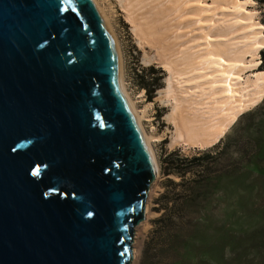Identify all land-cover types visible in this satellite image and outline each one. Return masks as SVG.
<instances>
[{"label": "water", "instance_id": "water-1", "mask_svg": "<svg viewBox=\"0 0 264 264\" xmlns=\"http://www.w3.org/2000/svg\"><path fill=\"white\" fill-rule=\"evenodd\" d=\"M155 180L94 2L0 0V264H131Z\"/></svg>", "mask_w": 264, "mask_h": 264}, {"label": "rangeland", "instance_id": "rangeland-1", "mask_svg": "<svg viewBox=\"0 0 264 264\" xmlns=\"http://www.w3.org/2000/svg\"><path fill=\"white\" fill-rule=\"evenodd\" d=\"M97 2L118 37L125 87L151 137L158 167L146 200L151 212L148 225L139 228L145 215L135 226L140 252L131 264H264V99L245 109L214 139L184 144L179 141L177 125L167 118L174 101L162 97L169 73L156 58L155 49L140 45L120 0ZM252 7L257 9L264 35V4L255 0ZM263 51L264 46L257 56L258 65L247 69L244 76L254 78L264 70ZM212 146L218 152L216 158L185 164L189 170H201L198 163L207 166L199 177L187 173L198 178L194 190L186 182L174 186L169 181L178 182L180 177L167 174L163 162L167 154L179 150L190 158ZM173 188L180 193L174 209L179 216L168 209L163 213L167 204L174 207L167 200Z\"/></svg>", "mask_w": 264, "mask_h": 264}, {"label": "bare ground", "instance_id": "bare-ground-1", "mask_svg": "<svg viewBox=\"0 0 264 264\" xmlns=\"http://www.w3.org/2000/svg\"><path fill=\"white\" fill-rule=\"evenodd\" d=\"M92 1L118 43L122 84L153 156L157 177L151 137L125 87L118 37L97 0ZM120 2L140 45L154 48L156 58L169 73L162 97L174 101L167 118L177 125L179 141L199 145L214 139L240 113L264 99V70L254 78L244 76L247 69L258 65L257 56L264 46L263 26L256 19L257 9L252 7L254 0ZM145 215L140 229L146 228L151 215L147 205ZM137 236L132 246L133 260L140 252Z\"/></svg>", "mask_w": 264, "mask_h": 264}, {"label": "trees", "instance_id": "trees-1", "mask_svg": "<svg viewBox=\"0 0 264 264\" xmlns=\"http://www.w3.org/2000/svg\"><path fill=\"white\" fill-rule=\"evenodd\" d=\"M257 1L264 4V0H257ZM263 55H264V51H263ZM150 69H152V67H150ZM215 146H212V147L204 149V150H198V151L194 152V155L190 158L187 155H182L179 150H175V151L167 154L165 156V158L163 159V162L166 163L165 169L167 171V174L173 173V174L180 177V181H178V182L175 180H172L171 178H169V181L174 186H179V185L184 184L186 182V183H188L189 189L194 190L196 187V182H198V178H195V177L190 178L189 176H187V173L189 171H192V174H195L196 176L199 177L201 175L202 171L205 172L204 170L207 169V166H204L203 164L198 163L197 164L198 166H203V168L201 170H195V168L193 170H189V169L185 168V164H186V162H191V161H193V162L199 161L200 162L204 158H216V155H218V152H216ZM173 189L174 190H173L172 194L170 195L169 198H167V200L169 201V203L172 202V204H174V207L170 208L167 204V206H165L163 208V209H165L163 213H165L166 210L168 209L169 212H173L174 215L179 216V213L174 211V209H175L177 198L178 199L180 198V193L175 188H173Z\"/></svg>", "mask_w": 264, "mask_h": 264}, {"label": "snow or ice", "instance_id": "snow-or-ice-1", "mask_svg": "<svg viewBox=\"0 0 264 264\" xmlns=\"http://www.w3.org/2000/svg\"><path fill=\"white\" fill-rule=\"evenodd\" d=\"M89 215H91V213H89Z\"/></svg>", "mask_w": 264, "mask_h": 264}]
</instances>
